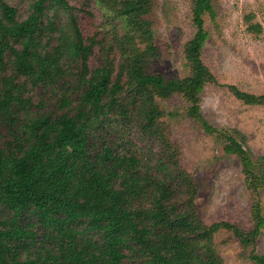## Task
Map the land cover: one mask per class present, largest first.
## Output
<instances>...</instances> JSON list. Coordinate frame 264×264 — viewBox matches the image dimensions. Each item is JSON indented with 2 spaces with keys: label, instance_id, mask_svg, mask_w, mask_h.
<instances>
[{
  "label": "trees",
  "instance_id": "1",
  "mask_svg": "<svg viewBox=\"0 0 264 264\" xmlns=\"http://www.w3.org/2000/svg\"><path fill=\"white\" fill-rule=\"evenodd\" d=\"M102 2L115 43L104 63L91 67L100 40L83 35L69 0H34L23 19L0 0V264H226L214 240L223 227L264 264L255 245L264 227L262 157L239 132L210 124L201 109L205 86L216 82L202 57L212 0H192L196 32L184 49L191 71L180 78L147 71L159 55L147 16L153 0ZM52 9L65 14L63 23L45 22ZM115 49L123 57L118 72ZM29 85L51 90L53 106L26 96ZM229 88L246 103L264 104V94ZM174 95L241 159L255 193L251 230L201 218L198 185L163 119L175 112L158 101ZM137 138L150 146L132 149Z\"/></svg>",
  "mask_w": 264,
  "mask_h": 264
},
{
  "label": "rangeland",
  "instance_id": "2",
  "mask_svg": "<svg viewBox=\"0 0 264 264\" xmlns=\"http://www.w3.org/2000/svg\"><path fill=\"white\" fill-rule=\"evenodd\" d=\"M18 8L20 19L32 9L34 0H6ZM77 9L79 24L85 37L95 36L90 57L91 67L105 61L115 43L113 24L107 21L108 8L102 0H69ZM215 16L205 15L209 37L202 57L216 82L208 83L201 94V109L206 120L217 128L239 132L245 146L256 157H262L264 166V104H249L237 98L230 90L234 84L245 91L264 94V0H212ZM103 6V7H102ZM192 0H153V9L147 15L155 30L159 55L146 68L149 73H162L168 78L185 77L190 67L185 58V45L194 36ZM45 22L54 17L63 23L65 14L48 10ZM260 24L257 31L251 25ZM57 34V32H56ZM110 45V46H109ZM138 46H142L139 42ZM115 72L119 71L122 56L115 49ZM6 74L12 73L9 68ZM24 80L23 78H20ZM35 103L48 106L55 98L51 90L28 86L25 91ZM161 107L175 115L163 117L169 124L168 133L179 146V160L192 174L198 185L196 206L201 218L208 224L226 220L249 231L254 227L252 204L255 193L247 185L241 159L224 150L223 139L205 130L200 121L187 114L188 102L180 95L158 98ZM53 106V105H52ZM150 145L137 138L132 149L141 152ZM157 150V147L154 148ZM264 212V188L261 190ZM217 251L226 264H258L250 258L252 245L245 246L233 230L220 228L214 236ZM257 251L264 253V227L256 240Z\"/></svg>",
  "mask_w": 264,
  "mask_h": 264
}]
</instances>
